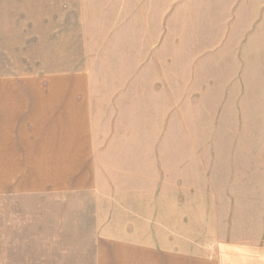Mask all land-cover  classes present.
Returning <instances> with one entry per match:
<instances>
[{
  "label": "crops",
  "instance_id": "crops-1",
  "mask_svg": "<svg viewBox=\"0 0 264 264\" xmlns=\"http://www.w3.org/2000/svg\"><path fill=\"white\" fill-rule=\"evenodd\" d=\"M122 2L54 40L87 45L73 67L0 75V197L91 264H264V0ZM239 110L248 151L179 149L180 119Z\"/></svg>",
  "mask_w": 264,
  "mask_h": 264
},
{
  "label": "rangeland",
  "instance_id": "rangeland-1",
  "mask_svg": "<svg viewBox=\"0 0 264 264\" xmlns=\"http://www.w3.org/2000/svg\"><path fill=\"white\" fill-rule=\"evenodd\" d=\"M123 0H0V75L36 74L58 71L65 67H73L83 57L88 48L84 41H54L58 38H81L83 25L87 24L92 13L102 8L106 9V2L111 6H121ZM133 4L134 0H129ZM245 0H238L240 4ZM219 0H212L211 15ZM108 13L101 14V18L108 17ZM98 16V15H97ZM99 17V18H100ZM87 21V22H86ZM66 23V26H64ZM89 24V22H88ZM50 41H44V39ZM47 39V40H48ZM182 44H178L179 46ZM186 71V68L181 69ZM196 112V111H195ZM212 112V111H211ZM210 112V113H211ZM208 117V111H199ZM193 116V113L191 115ZM238 117L235 126H220L221 120ZM184 120L189 115L184 116ZM215 120L214 126L210 121ZM242 112L236 115L219 111L207 119L202 134H196L199 129L196 122L179 121V149L180 150H218V136L223 128L241 131L247 135L248 142H235L237 149L248 151L251 148L250 126L242 121ZM210 136L212 138H210ZM261 136V133H259ZM264 144L263 142L259 143ZM228 148V147H226ZM15 198L0 197V264H91L93 254H64V242L59 243L53 238L54 245L44 246L41 239L36 238L37 232L27 236L25 229L36 227L42 219V212L35 206L18 202ZM39 225L38 228H41ZM21 227L23 230H18ZM37 228V227H36ZM50 242V239H48ZM47 241V240H46ZM55 249V251H54Z\"/></svg>",
  "mask_w": 264,
  "mask_h": 264
}]
</instances>
